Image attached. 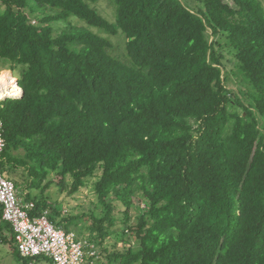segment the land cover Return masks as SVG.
<instances>
[{
	"label": "trees",
	"instance_id": "obj_1",
	"mask_svg": "<svg viewBox=\"0 0 264 264\" xmlns=\"http://www.w3.org/2000/svg\"><path fill=\"white\" fill-rule=\"evenodd\" d=\"M99 1L0 0V72L23 91L0 102V173L86 264H264V1L107 0L114 21ZM52 177L93 190L87 222ZM0 241L51 262L21 256L1 209Z\"/></svg>",
	"mask_w": 264,
	"mask_h": 264
},
{
	"label": "built area",
	"instance_id": "obj_2",
	"mask_svg": "<svg viewBox=\"0 0 264 264\" xmlns=\"http://www.w3.org/2000/svg\"><path fill=\"white\" fill-rule=\"evenodd\" d=\"M5 148L2 126L0 125V153ZM1 220L7 223L14 235L19 253L24 258L47 257L52 264H86V255L94 256L88 244L75 233L56 229L47 218L29 216L32 205L24 206L15 185L0 173ZM92 248V247H91Z\"/></svg>",
	"mask_w": 264,
	"mask_h": 264
},
{
	"label": "rangeland",
	"instance_id": "obj_3",
	"mask_svg": "<svg viewBox=\"0 0 264 264\" xmlns=\"http://www.w3.org/2000/svg\"><path fill=\"white\" fill-rule=\"evenodd\" d=\"M101 1V2H100ZM98 4H96V9L108 20L110 21H114V7L112 5L113 8V15H112V9L110 7V3L105 0L102 1L100 0ZM225 3H227L228 5L232 6V2L229 0H223ZM264 1V0H263ZM112 4V3H111ZM76 21H79L77 19H73ZM81 22V21H79ZM81 24L83 26H85V24L83 22H81ZM79 25V24H77ZM94 32H99L97 29H93ZM110 39H112L111 37H109ZM113 45L116 47L118 45H120V43L116 40L113 39L112 40ZM226 61H229V63H226V67L225 70L226 71H232L233 69V57L231 54H228L227 52L224 53ZM4 71L9 72V74L11 75V77H13L15 79L16 85L17 84V80L14 77L13 73L7 70H3L0 72V76L1 73H3ZM230 88H235V86L233 84H230L229 86ZM19 89V88H18ZM235 90V89H234ZM20 92V91H18ZM21 93H18L17 96H8V97H3L2 99H0V102L7 99V98H12V99H17L20 98ZM18 173L20 174L16 180L20 182V184L25 187V183L22 182V178L20 176H22V171H18ZM23 177V176H22ZM52 185H50L49 188H47L45 190V194L48 198H52V200L58 202L61 206V210L64 213L65 216H69V217H75V218H82V222L86 220V218H83L82 216L87 214L90 212V210H94L95 209V205H96V198L94 195L93 190L88 187V188H84L81 189L78 193H76L75 195L68 197L65 195V193H61L60 191V187L57 186V183L59 181V178L57 177H52ZM13 182V181H12ZM24 189V188H23ZM18 195H19V191L17 190ZM99 212V211H96ZM136 210L135 209H131L129 211V214L132 217L136 216ZM115 216L119 217L122 216V207L118 206L116 207V211H115ZM78 221V219H77ZM133 222H135V220L132 219ZM87 222V221H85ZM119 224V222H118ZM135 224V223H132ZM109 241V240H108ZM99 250H96L97 254H99L98 252ZM0 264H22L21 262H19L17 259H15L10 251H9V246H5L2 245L0 243ZM36 264H48L47 261L45 260H40L39 262H37Z\"/></svg>",
	"mask_w": 264,
	"mask_h": 264
},
{
	"label": "bare ground",
	"instance_id": "obj_4",
	"mask_svg": "<svg viewBox=\"0 0 264 264\" xmlns=\"http://www.w3.org/2000/svg\"><path fill=\"white\" fill-rule=\"evenodd\" d=\"M19 87L16 85L15 79L11 77L9 72L4 71L0 76V99L8 96H17Z\"/></svg>",
	"mask_w": 264,
	"mask_h": 264
},
{
	"label": "crops",
	"instance_id": "obj_5",
	"mask_svg": "<svg viewBox=\"0 0 264 264\" xmlns=\"http://www.w3.org/2000/svg\"><path fill=\"white\" fill-rule=\"evenodd\" d=\"M19 200H20V202L24 205V206H26L25 204H28L26 201H25V199L23 198V195H20V197H19ZM1 209V208H0ZM31 211V210H30ZM47 214V216H48V212L47 211H45ZM44 212V213H45ZM43 213V214H44ZM4 235L5 236H8L9 237V234L8 233H4ZM0 243H1V241H0ZM3 245V244H2ZM10 251V250H9ZM46 261V260H45ZM48 262V264H52V262H49V261H47ZM87 264H96L95 262H88Z\"/></svg>",
	"mask_w": 264,
	"mask_h": 264
},
{
	"label": "water",
	"instance_id": "obj_6",
	"mask_svg": "<svg viewBox=\"0 0 264 264\" xmlns=\"http://www.w3.org/2000/svg\"><path fill=\"white\" fill-rule=\"evenodd\" d=\"M19 90H20V89H19ZM20 93H21L20 95L22 96V95H23V91H22V90H20Z\"/></svg>",
	"mask_w": 264,
	"mask_h": 264
}]
</instances>
